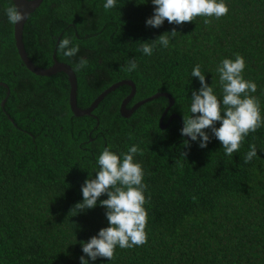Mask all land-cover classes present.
<instances>
[{"label": "trees", "instance_id": "1", "mask_svg": "<svg viewBox=\"0 0 264 264\" xmlns=\"http://www.w3.org/2000/svg\"><path fill=\"white\" fill-rule=\"evenodd\" d=\"M103 3L43 0L24 25L28 57L44 68L57 60L73 70L86 58L87 67L74 70L80 108L123 80L135 84L128 108L155 93L171 94L174 103L169 107L168 98L159 96L123 116L121 103L132 92L124 83L92 114L76 116L64 72L38 75L23 64L5 14L13 1L0 0V81L7 84L0 85V264H81V242L108 226L99 203L75 208L83 200L82 185L95 176L104 148L124 153L132 145L139 147L145 171L148 239L117 247L111 260L94 264H264V125L231 156L214 136L201 148L181 134L192 91L200 87L192 69L199 64L219 95L216 69L236 55L245 58L243 75L256 82L251 95L264 115V0H227L223 17L165 21L159 28L146 24L155 7L151 0H118L111 10ZM165 32L168 47L157 46L151 56L139 50ZM65 37L79 45L77 56L59 52ZM132 60L138 67L129 72ZM168 107L163 128L160 117ZM172 114L178 117L168 122ZM253 145L258 155L245 163Z\"/></svg>", "mask_w": 264, "mask_h": 264}, {"label": "clouds", "instance_id": "2", "mask_svg": "<svg viewBox=\"0 0 264 264\" xmlns=\"http://www.w3.org/2000/svg\"><path fill=\"white\" fill-rule=\"evenodd\" d=\"M117 3L118 0H104L103 7L111 10L117 7ZM151 3L155 7L146 24L153 28L161 27L165 21L182 25L198 16L218 19L229 12L227 0H151ZM5 14L8 22L13 25L27 18L16 0L5 10ZM167 33L144 41L139 50L151 56L157 46L168 47L170 38ZM176 33L173 29L172 37ZM58 50L65 57H75L80 52L79 45L73 44L68 37L59 41ZM87 64V59L81 57L74 70L80 71ZM137 67L135 60L129 61L127 71H135ZM245 67L246 61L242 55H236L234 59L225 58L220 62L216 69L222 86L219 95L212 84L207 82L199 64L192 69L191 77L199 79L200 87L193 90L190 96V115H184V126L181 128L183 136L198 142L201 148H206L214 136L221 142L225 155L231 156L239 151L242 141L250 132L264 125L259 99L251 95L256 92L257 84L245 79ZM217 122L220 123L219 127L216 126ZM209 128L212 135L206 131ZM139 152L137 145H132L124 153L114 151L111 147L104 148L97 158L95 176H90L82 185L83 200L75 208L94 209L99 203L106 208L108 226L101 228L88 241L81 242L85 254L80 257L81 264H94L98 258L111 260L117 247L132 248L147 242V185L144 183V168L137 160ZM257 155L256 146H251L244 156L245 163H250ZM104 194L107 198L101 200Z\"/></svg>", "mask_w": 264, "mask_h": 264}, {"label": "water", "instance_id": "3", "mask_svg": "<svg viewBox=\"0 0 264 264\" xmlns=\"http://www.w3.org/2000/svg\"><path fill=\"white\" fill-rule=\"evenodd\" d=\"M16 2L20 5L21 9L26 13V17H27L24 21L20 22L18 25H14L15 46H16V49L18 51V54H19L23 64L26 66V68L28 70H30L31 72L38 74V75L50 76V75L56 74L58 72H64L68 76V80L70 83V95H69L70 107H71L72 112L76 116L92 114V111L97 106L98 102H100L104 98V96L107 95V93L109 91L115 89L119 84H124V83L129 84L132 87V92L127 97H125L121 103L120 112L123 116L129 117L132 114V112L138 106H140L141 104H143L147 101H151L154 98H157L159 96H165L168 98V100L170 101L169 107L174 103V98L171 96V94H169V93H155L152 96L137 102L131 108H128L127 104L132 99L133 95L135 94V84L132 80H123L119 83H115V84L111 85L105 91L100 93V95H98L96 97V99L92 102V104L90 106H88L86 108L78 107V105H77V77H76L75 72L72 69V67L70 65H68L67 63L59 62L57 60H55L53 64H51L49 67H46V68L38 66V65L34 64L33 61H31V59L28 57V54H27L26 49H25V45L23 42L24 25H25L29 15L32 12H34L36 8H38L40 6V4L43 2V0H16ZM0 46H1V43H0ZM0 85H4L7 87V84H5L4 82H1V81H0ZM7 93L9 94V90ZM6 99H7V97H5L3 99V101L1 102V105H4ZM169 107L166 108V110L163 112L162 116L160 117V124L163 128L166 127V125L163 124V120L166 116V113H167ZM177 117L178 116L176 114H172L169 117L168 122H170L173 118H177Z\"/></svg>", "mask_w": 264, "mask_h": 264}, {"label": "bare ground", "instance_id": "4", "mask_svg": "<svg viewBox=\"0 0 264 264\" xmlns=\"http://www.w3.org/2000/svg\"><path fill=\"white\" fill-rule=\"evenodd\" d=\"M135 104V103H134Z\"/></svg>", "mask_w": 264, "mask_h": 264}]
</instances>
